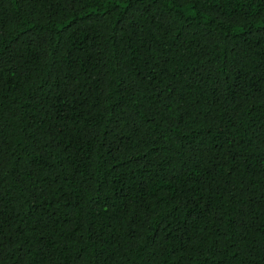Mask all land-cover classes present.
I'll use <instances>...</instances> for the list:
<instances>
[{
	"label": "trees",
	"instance_id": "obj_1",
	"mask_svg": "<svg viewBox=\"0 0 264 264\" xmlns=\"http://www.w3.org/2000/svg\"><path fill=\"white\" fill-rule=\"evenodd\" d=\"M0 264H264V0H0Z\"/></svg>",
	"mask_w": 264,
	"mask_h": 264
}]
</instances>
